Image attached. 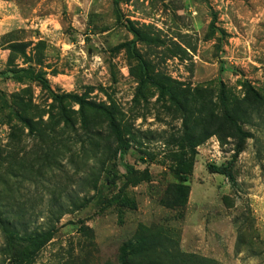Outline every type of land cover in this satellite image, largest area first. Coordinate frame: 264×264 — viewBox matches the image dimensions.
<instances>
[{
    "label": "rangeland",
    "instance_id": "rangeland-1",
    "mask_svg": "<svg viewBox=\"0 0 264 264\" xmlns=\"http://www.w3.org/2000/svg\"><path fill=\"white\" fill-rule=\"evenodd\" d=\"M139 60L195 120L213 111L215 121L196 126L139 86ZM28 66L55 94L115 106L131 174L102 115L83 122L77 105L6 73ZM221 86L249 134L233 182L207 170L237 149ZM0 91L11 107H0V212L12 210L21 236L55 230L32 264H118L123 243L150 234L162 244L148 258L264 264V0H118L117 10L112 0H0ZM205 123L212 135L192 146ZM180 162L188 195L175 206ZM2 246L0 234V264Z\"/></svg>",
    "mask_w": 264,
    "mask_h": 264
},
{
    "label": "trees",
    "instance_id": "trees-1",
    "mask_svg": "<svg viewBox=\"0 0 264 264\" xmlns=\"http://www.w3.org/2000/svg\"><path fill=\"white\" fill-rule=\"evenodd\" d=\"M115 9H118V0H112ZM127 28L130 33H132L136 39L144 40L143 34L134 28L130 21H127ZM17 45V44H14ZM14 45L10 46V49H13ZM16 47V46H15ZM20 48V49H19ZM21 57L24 64H30V57L26 56L25 51L18 46ZM139 64V70L141 73V81L139 86H144L145 84L154 86L161 98H167L173 105H176L179 110L182 112L185 119H191L193 124L195 118H193V113L186 108V104H182L178 100L177 93L166 85L163 82H159L156 79L151 78L150 76H145V63L141 60ZM40 62L39 60L37 61ZM143 67V68H142ZM6 73L11 78L15 79H29L30 81L36 82L41 88L46 90L52 100L57 102L59 105H62L64 102H68L74 105H77L79 108V114L81 120L85 122L86 112L98 113L105 118L108 129L112 132L114 140L117 144V150L119 152V162L122 163L123 168L129 174L133 172L132 167L123 163V157L128 149V140L125 139L124 132L120 126L118 118V110L112 104L111 106H106L104 104H98L92 101L85 99L82 96L75 94H55L50 90L47 79L38 72H35L31 66L26 68H15L14 70H8ZM247 94H251L253 99L257 100L259 98L258 94L254 92L249 86ZM219 103L222 109V122L227 124L233 131L234 136L237 139V149L235 150L231 160L221 164L219 166L209 165L207 170L212 174H217L229 179L231 182L234 181L233 168L235 159L243 151V146L245 141L249 138L247 134L240 125V118H237V112L230 110L229 102L226 98L225 89L223 86L219 89ZM184 106V107H183ZM0 107L3 109H11L9 106L6 97L0 91ZM13 111V110H12ZM202 115L199 112L198 118L195 120L196 126L202 122H206V119L215 121V116L212 112H208L203 119ZM206 124V123H205ZM203 132H200L201 135L198 139L192 134L187 138L190 141L191 145H199L209 136H211L210 126L206 124ZM204 135V136H203ZM201 138V139H200ZM176 178L178 183L174 186L173 189V204L175 206H183L186 203L188 190L186 188L187 177H186V166L181 163L177 167ZM9 213H12V210L0 212V234L3 239V246L1 248L2 262L1 264H32L35 257L38 253L51 241L54 236L55 230L46 229L41 232H31L23 236L20 235L19 229L15 226V221L12 218H9ZM161 244L155 234L150 235H139L136 236L133 240H129L122 244L119 249L118 264H196L195 256H171L166 260L148 258L150 255L155 254L156 250L161 248ZM138 258H145V261L140 263H135L132 260ZM203 262H210V260L202 259Z\"/></svg>",
    "mask_w": 264,
    "mask_h": 264
}]
</instances>
